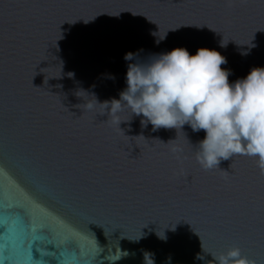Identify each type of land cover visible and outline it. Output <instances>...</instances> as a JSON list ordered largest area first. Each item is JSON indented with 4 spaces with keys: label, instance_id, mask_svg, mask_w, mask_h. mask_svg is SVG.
Listing matches in <instances>:
<instances>
[{
    "label": "water",
    "instance_id": "obj_1",
    "mask_svg": "<svg viewBox=\"0 0 264 264\" xmlns=\"http://www.w3.org/2000/svg\"><path fill=\"white\" fill-rule=\"evenodd\" d=\"M177 48L218 51L230 82L246 78L264 68V0H0L3 264H217L237 247L264 264L257 161L206 170L204 131L105 104L127 53Z\"/></svg>",
    "mask_w": 264,
    "mask_h": 264
},
{
    "label": "clouds",
    "instance_id": "obj_2",
    "mask_svg": "<svg viewBox=\"0 0 264 264\" xmlns=\"http://www.w3.org/2000/svg\"><path fill=\"white\" fill-rule=\"evenodd\" d=\"M124 59L127 87L119 100L105 103L110 113L127 108L142 117V127L151 124L153 131L185 125L204 131L198 158L206 170L243 155L254 158L264 172V68H253L246 78L230 82L232 73L222 67L226 58L207 48L195 55L177 48L147 62L129 52ZM144 258L145 264H155L152 253L145 252ZM217 264L250 262L237 247L217 258Z\"/></svg>",
    "mask_w": 264,
    "mask_h": 264
},
{
    "label": "snow or ice",
    "instance_id": "obj_3",
    "mask_svg": "<svg viewBox=\"0 0 264 264\" xmlns=\"http://www.w3.org/2000/svg\"><path fill=\"white\" fill-rule=\"evenodd\" d=\"M0 264H3V262H2V261H0Z\"/></svg>",
    "mask_w": 264,
    "mask_h": 264
}]
</instances>
